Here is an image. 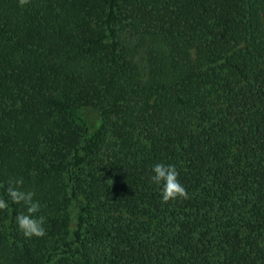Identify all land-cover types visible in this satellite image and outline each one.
<instances>
[{
  "label": "trees",
  "instance_id": "1",
  "mask_svg": "<svg viewBox=\"0 0 264 264\" xmlns=\"http://www.w3.org/2000/svg\"><path fill=\"white\" fill-rule=\"evenodd\" d=\"M9 177L47 234L0 211V264H264V0H0Z\"/></svg>",
  "mask_w": 264,
  "mask_h": 264
},
{
  "label": "clouds",
  "instance_id": "2",
  "mask_svg": "<svg viewBox=\"0 0 264 264\" xmlns=\"http://www.w3.org/2000/svg\"><path fill=\"white\" fill-rule=\"evenodd\" d=\"M20 3L26 4L28 0H20ZM179 177L180 172L175 163L158 161L151 166L148 180L157 187L161 201L167 203L188 198L186 187ZM23 184V177H9L6 186L0 182V188L3 189V193H0V211L9 209L12 204L20 206L14 217L18 232L27 239L44 237L47 234V217L41 212L44 205L36 192L25 189Z\"/></svg>",
  "mask_w": 264,
  "mask_h": 264
},
{
  "label": "rangeland",
  "instance_id": "3",
  "mask_svg": "<svg viewBox=\"0 0 264 264\" xmlns=\"http://www.w3.org/2000/svg\"><path fill=\"white\" fill-rule=\"evenodd\" d=\"M83 115L87 119L92 130L97 129L101 124L100 115L95 110L87 108L83 111Z\"/></svg>",
  "mask_w": 264,
  "mask_h": 264
}]
</instances>
